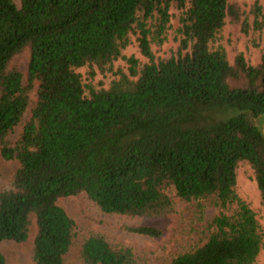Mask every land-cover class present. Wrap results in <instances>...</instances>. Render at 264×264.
<instances>
[{
  "label": "trees",
  "instance_id": "1",
  "mask_svg": "<svg viewBox=\"0 0 264 264\" xmlns=\"http://www.w3.org/2000/svg\"><path fill=\"white\" fill-rule=\"evenodd\" d=\"M0 0V156L16 160L0 188L2 244L23 243L34 227V264H64L80 230L58 204L82 194L102 213L159 218L177 200L217 213L206 240L161 264H254L264 245L255 212L235 190V169L250 166L264 202V133L246 116L264 115V50L230 62L212 43L224 24L260 32L264 9L237 0ZM175 11V12H173ZM253 16L251 23L249 15ZM176 17L178 44L155 58ZM135 35L147 62L126 58L106 88L84 85L77 68L108 70ZM27 55L25 80L14 62ZM36 83L35 103L13 133ZM240 112L226 120L215 113ZM159 239L156 225H124ZM83 264H146L131 244L97 230L81 234Z\"/></svg>",
  "mask_w": 264,
  "mask_h": 264
},
{
  "label": "rangeland",
  "instance_id": "2",
  "mask_svg": "<svg viewBox=\"0 0 264 264\" xmlns=\"http://www.w3.org/2000/svg\"><path fill=\"white\" fill-rule=\"evenodd\" d=\"M240 7L247 11L255 1L264 9V0H237ZM18 4V0H14ZM175 12V11H173ZM252 14L248 17L251 23ZM178 22L176 17L171 19V28L168 30L165 41L161 45L151 44V50L155 58L165 56L178 44V35L175 31ZM222 46L228 60L231 62L237 52H241L247 62L253 64L257 60L259 48L264 50V26L258 32L249 30L244 33L241 26H233L226 22L212 46ZM133 56L141 65L147 62L137 45L134 34L129 36V44L122 49L121 57L114 60L108 70L99 71L96 66L84 65L76 69L80 74L84 85L94 88H106L110 81L117 76V71H128L126 58ZM14 62L23 74L25 80V70L27 67V55L23 54L15 58ZM36 83L29 91V101L19 123L8 136L11 143H14L21 131L24 123L29 119L31 109L35 103ZM240 112L238 107H227L215 113L219 120H226ZM247 118L264 133V115L254 116L246 112ZM18 167L16 160H5L0 156V188L8 185L10 174ZM235 190L237 194L255 212L260 226L264 231V202L261 201L256 182L250 166L244 162L239 163L235 169ZM67 213L73 217L79 228V236L73 242L70 251L64 258V264H83L80 258L81 234L85 230H97L110 238H115L132 245L135 255L141 263L161 264L167 261L174 253L184 250L195 244H202L206 240L205 225L217 213V208L211 204H206L199 212L194 202L177 200L173 210L159 218H134L130 219L121 215L104 214L84 195L65 197L58 200ZM156 225L162 230L159 239L130 233L124 229V225ZM35 234L34 227L30 237L23 243L5 241L2 244V252L5 257V264H34L31 258L32 239ZM254 264H264V245L260 249Z\"/></svg>",
  "mask_w": 264,
  "mask_h": 264
}]
</instances>
